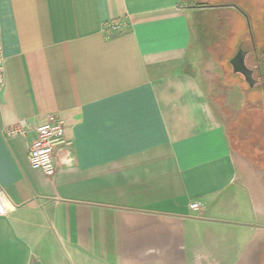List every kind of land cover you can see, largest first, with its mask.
Returning <instances> with one entry per match:
<instances>
[{"label":"crops","instance_id":"obj_1","mask_svg":"<svg viewBox=\"0 0 264 264\" xmlns=\"http://www.w3.org/2000/svg\"><path fill=\"white\" fill-rule=\"evenodd\" d=\"M219 9L236 8L0 0V189L9 210L0 264H261L264 164L234 150L232 116L210 100L215 76L205 77L210 93L197 78L194 27ZM108 22L121 29L103 31ZM51 113L73 144L49 176L28 162L35 132L5 138L3 129Z\"/></svg>","mask_w":264,"mask_h":264},{"label":"rangeland","instance_id":"obj_2","mask_svg":"<svg viewBox=\"0 0 264 264\" xmlns=\"http://www.w3.org/2000/svg\"><path fill=\"white\" fill-rule=\"evenodd\" d=\"M205 1L211 4L231 3L236 9L200 13L199 23L194 27L198 36L194 47L197 55L194 58L200 61L197 78L203 89L210 93L207 80L215 76L216 95L210 96V100L216 111L218 105H223L225 114L232 116L227 125L234 150L249 153L256 163L264 164V139H260L259 134L264 130V100L256 102L260 100L261 90L252 87L254 85H250L231 65V60L240 50L254 51V46L260 52L264 48V0ZM247 60L249 64L252 63L250 58ZM222 90L236 97L237 118L225 105L228 97L232 99L231 96L218 93ZM263 92L261 97L264 96ZM225 114L220 112L215 115L222 120ZM262 221L260 224L264 226ZM261 252V264H264V246Z\"/></svg>","mask_w":264,"mask_h":264},{"label":"built area","instance_id":"obj_3","mask_svg":"<svg viewBox=\"0 0 264 264\" xmlns=\"http://www.w3.org/2000/svg\"><path fill=\"white\" fill-rule=\"evenodd\" d=\"M122 23L108 22L103 31L114 33L121 29ZM2 26L0 23V101L1 94L6 86V58L1 50ZM29 131L36 134L35 140L29 144L28 162L33 170H41L49 176L54 175L57 168V158L61 150L72 146L73 142L66 137L65 125L57 114L51 113L46 118L31 127L25 121H20L3 129L5 138L22 136L25 137ZM70 161V159H69ZM199 202L192 204V208L198 209ZM9 213L6 200L0 189V217Z\"/></svg>","mask_w":264,"mask_h":264},{"label":"flooded vegetation","instance_id":"obj_4","mask_svg":"<svg viewBox=\"0 0 264 264\" xmlns=\"http://www.w3.org/2000/svg\"><path fill=\"white\" fill-rule=\"evenodd\" d=\"M254 51L250 50H240V52H245V63L252 70L251 82L253 85H256L258 89L264 91V48L259 52L253 46ZM237 55V54H236ZM235 55V56H236ZM248 58L251 60V64L248 63ZM246 80V77L242 75ZM247 81V80H246ZM248 82V81H247ZM249 83V82H248Z\"/></svg>","mask_w":264,"mask_h":264},{"label":"water","instance_id":"obj_5","mask_svg":"<svg viewBox=\"0 0 264 264\" xmlns=\"http://www.w3.org/2000/svg\"><path fill=\"white\" fill-rule=\"evenodd\" d=\"M244 57L245 52L239 51V53H237V55L231 60V65L233 66L236 72H239L246 77V80L249 82L250 85H253L251 82L252 70L246 65ZM249 77L251 78L249 79Z\"/></svg>","mask_w":264,"mask_h":264}]
</instances>
